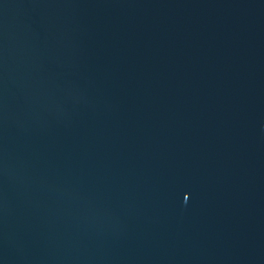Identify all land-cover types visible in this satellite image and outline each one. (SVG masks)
Masks as SVG:
<instances>
[{
	"label": "water",
	"instance_id": "95a60500",
	"mask_svg": "<svg viewBox=\"0 0 264 264\" xmlns=\"http://www.w3.org/2000/svg\"><path fill=\"white\" fill-rule=\"evenodd\" d=\"M0 264H264V0H0Z\"/></svg>",
	"mask_w": 264,
	"mask_h": 264
}]
</instances>
